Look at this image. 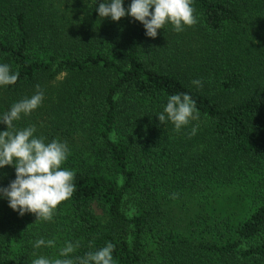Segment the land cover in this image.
I'll use <instances>...</instances> for the list:
<instances>
[{
    "label": "trees",
    "instance_id": "obj_1",
    "mask_svg": "<svg viewBox=\"0 0 264 264\" xmlns=\"http://www.w3.org/2000/svg\"><path fill=\"white\" fill-rule=\"evenodd\" d=\"M101 2L0 0V64L19 72L0 115L55 86L14 126L66 142L75 173L51 222L0 196V264L76 241L73 259L111 242L114 264H264V0H193L197 23L155 38L131 16L99 17ZM178 93L200 114L179 132L157 116ZM14 179L0 168V187ZM41 238L56 246L34 248Z\"/></svg>",
    "mask_w": 264,
    "mask_h": 264
},
{
    "label": "clouds",
    "instance_id": "obj_2",
    "mask_svg": "<svg viewBox=\"0 0 264 264\" xmlns=\"http://www.w3.org/2000/svg\"><path fill=\"white\" fill-rule=\"evenodd\" d=\"M192 4L193 0H131L125 9L124 0H103L97 11L99 17H111L113 21L131 16L144 26L148 37L155 38L157 30L164 29L166 24H171L177 33L194 26L197 18ZM18 78V71L12 72L8 64H0V86L14 85ZM191 83L197 88L203 87L201 80ZM43 99L44 93L37 86L31 97L13 103L0 115V123L7 126V130L0 131V168L12 166L15 169V179L7 187H0V196L6 198L9 207L20 216L32 213L36 221L51 222L57 207L70 199L75 191V173L62 167L70 150L66 142L58 139L46 142V138L35 136L34 125L23 129L14 126L22 115H30L40 107ZM199 115L196 102L187 93L170 95L163 111L157 114L161 124L171 122L177 132L199 120ZM197 130L198 125L193 126L188 135H195ZM177 197L176 193L172 195L173 199ZM41 246L55 247L56 241L36 240L34 248ZM79 247V241L65 242L59 251L60 258L39 256L32 260V264H114L115 246L111 242L83 256L71 258Z\"/></svg>",
    "mask_w": 264,
    "mask_h": 264
},
{
    "label": "rangeland",
    "instance_id": "obj_3",
    "mask_svg": "<svg viewBox=\"0 0 264 264\" xmlns=\"http://www.w3.org/2000/svg\"><path fill=\"white\" fill-rule=\"evenodd\" d=\"M53 1H56V0H53ZM78 3V2H77ZM77 3H76V5H77ZM75 7V6H74ZM73 6H71L70 7V9H72V8H74ZM61 10H63V12L64 13H66V12H68L69 10L68 9H66V5L63 3L62 5H61ZM68 10V11H67ZM80 15L82 14V13H79ZM55 91H56V89H55V86H51V87H49V88H46V89H43V93H44V97L46 98V97H48L49 95H54V93H55Z\"/></svg>",
    "mask_w": 264,
    "mask_h": 264
}]
</instances>
